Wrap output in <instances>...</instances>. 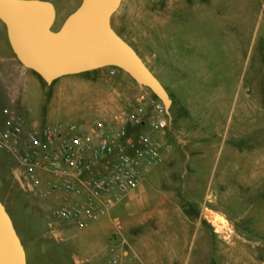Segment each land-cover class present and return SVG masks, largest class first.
<instances>
[{
    "label": "rangeland",
    "instance_id": "obj_1",
    "mask_svg": "<svg viewBox=\"0 0 264 264\" xmlns=\"http://www.w3.org/2000/svg\"><path fill=\"white\" fill-rule=\"evenodd\" d=\"M48 1L56 7L54 29L81 2ZM124 3L125 9L113 15V27L123 34L124 28L117 22L124 23L125 39L145 58L151 70L165 69L163 75L157 76L173 101L170 110L173 128L180 129V120L184 118L190 123L189 135L180 136L181 142L174 148L175 160L167 167L159 165L154 174L193 177V184L172 187L180 193L185 186L192 188V199L184 202L188 211L193 212L191 217L200 220V235L194 233L186 244L180 241L171 250L161 249L162 261L198 264L202 238L208 242L202 264H264V108L253 106L257 92L264 96V0H124ZM0 67L4 69L2 74L19 81L34 75L14 54L6 55L1 42ZM172 67L178 79L184 78L183 83L174 81L176 85L172 86L173 81L166 74ZM114 70L115 74L127 75ZM114 75L110 77L116 79ZM223 77L227 87L232 84L240 93L237 105L234 103L232 108L218 102V83ZM89 82L86 78H74L60 87L56 82L49 89L51 94L61 88L72 92ZM27 85L37 91L31 83ZM262 103L264 106V99ZM8 106L10 98L0 83V111ZM102 119L94 118L90 123ZM224 131L225 149L220 147L217 154L214 147H219ZM229 144L236 148L232 153ZM186 155L188 161L183 159ZM18 168L16 158L0 150V198L15 221L18 211L10 205L6 194L18 185L15 177ZM160 240L164 242V238ZM43 260L46 263L50 259ZM84 264L108 263L90 257Z\"/></svg>",
    "mask_w": 264,
    "mask_h": 264
},
{
    "label": "crops",
    "instance_id": "obj_2",
    "mask_svg": "<svg viewBox=\"0 0 264 264\" xmlns=\"http://www.w3.org/2000/svg\"><path fill=\"white\" fill-rule=\"evenodd\" d=\"M120 9H125V6H120ZM117 23L119 27L123 26L125 34V24ZM160 24L163 23L160 21ZM3 26L0 21V42L3 44L4 53L14 54ZM141 57L151 70L145 58ZM153 69L151 71L156 76L165 73L162 67ZM174 70L175 67H172L166 72L173 81L172 86L184 82V78L178 79L175 76ZM2 71L4 69L0 67V83L10 98V106L17 109L29 127L64 125L70 122L87 127L92 124L90 121L94 118L111 120L120 110L133 108L139 97L147 92L127 75L123 77L115 74L116 79L110 77L107 68L91 71L89 76L84 73L65 76L51 85L46 84L35 73L24 81H19L17 78L2 74ZM74 78H86L90 82L72 92L61 88L55 89L51 94L49 88L56 82L60 87V84H66L67 80ZM27 83H31L37 91H32ZM47 93L51 94V97H46ZM256 96L258 99H255L253 106L256 109L264 108L262 103L264 96L260 92H257ZM239 97L240 93L235 86L230 84L227 87L225 78L220 79L219 104L224 103L227 108L231 105L232 108L234 103L237 105ZM249 103L251 104L252 100ZM168 118V131L166 137L162 139L165 147L164 162L161 165L164 167L175 160L174 148L181 142L180 136L186 138L189 135L190 128L188 119L184 118L180 120V129L175 130L172 115H168ZM2 119L0 111V122ZM225 137L224 131L219 147H214L217 154L220 147L225 149ZM229 145L230 153L236 150L234 144ZM183 159L188 161V155ZM216 164L217 161L213 165L215 168ZM154 169L143 177L138 187L130 191L122 203L91 222L85 229H79L73 222L55 216L56 209L66 202L76 200L77 197L66 195L49 172L38 170L33 179H19L15 174L18 185L15 189L9 190L6 197L10 205L18 211L17 220H12L25 248L27 264H84L90 257H98L102 262L112 264L111 248L123 250L125 262L120 264H128V261L131 264H164L161 249L178 247L180 241L186 244L194 233L200 235L201 223L198 219L195 221L191 217L193 212H189L185 207L184 201L193 197L192 188L185 186L182 188L184 191L180 193L173 191L172 187L173 184H193V177L185 174L176 178L158 176L154 174ZM3 203L7 206L5 202ZM161 237L164 238V242L160 240ZM201 240L198 262L202 264L205 244L208 242L202 238ZM43 258L50 260L45 263Z\"/></svg>",
    "mask_w": 264,
    "mask_h": 264
},
{
    "label": "built area",
    "instance_id": "obj_3",
    "mask_svg": "<svg viewBox=\"0 0 264 264\" xmlns=\"http://www.w3.org/2000/svg\"><path fill=\"white\" fill-rule=\"evenodd\" d=\"M110 74H115L114 68ZM2 116L0 150L16 158L18 178L33 179L38 170L49 172L66 195L77 197L56 209L55 216L79 229L122 203L149 171L164 162L162 139L169 118L149 92L133 108L87 127L71 122L29 127L12 106L5 107ZM111 252L112 264L125 262L123 250Z\"/></svg>",
    "mask_w": 264,
    "mask_h": 264
},
{
    "label": "water",
    "instance_id": "obj_4",
    "mask_svg": "<svg viewBox=\"0 0 264 264\" xmlns=\"http://www.w3.org/2000/svg\"><path fill=\"white\" fill-rule=\"evenodd\" d=\"M122 0H81L58 29L48 0H0V21L17 60L46 84L103 68L125 72L171 115L172 99L138 52L112 27ZM0 264H27L26 251L0 198Z\"/></svg>",
    "mask_w": 264,
    "mask_h": 264
},
{
    "label": "flooded vegetation",
    "instance_id": "obj_5",
    "mask_svg": "<svg viewBox=\"0 0 264 264\" xmlns=\"http://www.w3.org/2000/svg\"><path fill=\"white\" fill-rule=\"evenodd\" d=\"M123 2H124V0H122V3H121V6L123 5V6H125V3L123 4ZM112 27H113V24H112ZM114 28V27H113ZM114 30H115V28H114ZM116 31V30H115ZM117 32V31H116ZM126 42H128L134 49H135V47L129 42V41H127L126 39H125V34H120L119 32H117ZM136 50V49H135ZM137 51V50H136ZM138 52V51H137ZM138 54H139V52H138ZM140 55V54H139Z\"/></svg>",
    "mask_w": 264,
    "mask_h": 264
},
{
    "label": "trees",
    "instance_id": "obj_6",
    "mask_svg": "<svg viewBox=\"0 0 264 264\" xmlns=\"http://www.w3.org/2000/svg\"><path fill=\"white\" fill-rule=\"evenodd\" d=\"M153 97H154L155 99H157L154 95H153Z\"/></svg>",
    "mask_w": 264,
    "mask_h": 264
}]
</instances>
